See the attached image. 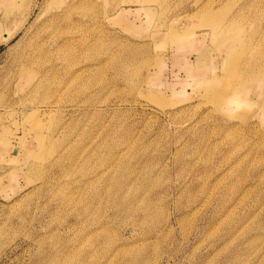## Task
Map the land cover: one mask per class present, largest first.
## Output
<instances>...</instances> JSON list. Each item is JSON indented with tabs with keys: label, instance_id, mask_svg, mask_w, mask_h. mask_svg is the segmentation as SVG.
<instances>
[{
	"label": "rangeland",
	"instance_id": "rangeland-1",
	"mask_svg": "<svg viewBox=\"0 0 264 264\" xmlns=\"http://www.w3.org/2000/svg\"><path fill=\"white\" fill-rule=\"evenodd\" d=\"M0 264H264V0H0Z\"/></svg>",
	"mask_w": 264,
	"mask_h": 264
},
{
	"label": "clouds",
	"instance_id": "clouds-1",
	"mask_svg": "<svg viewBox=\"0 0 264 264\" xmlns=\"http://www.w3.org/2000/svg\"><path fill=\"white\" fill-rule=\"evenodd\" d=\"M241 107H244V105L240 104L238 100H234L233 103L230 105L233 114L238 111Z\"/></svg>",
	"mask_w": 264,
	"mask_h": 264
},
{
	"label": "bare ground",
	"instance_id": "bare-ground-1",
	"mask_svg": "<svg viewBox=\"0 0 264 264\" xmlns=\"http://www.w3.org/2000/svg\"><path fill=\"white\" fill-rule=\"evenodd\" d=\"M143 1H144V0H143ZM47 44H48V43H47ZM45 46H47V45H45ZM42 48H43V47H42ZM28 62H30V60H27L25 63H28ZM237 64H238V62H237ZM235 67H238V66L236 65ZM235 67H232V68H234V70H233V75H234V73H235L234 71L236 70ZM233 75H232L231 77H233ZM235 75H236V74H235ZM236 76L238 77V75H236ZM234 78H235V77H234ZM234 78H232V81H235ZM238 78H239V77H238ZM232 81H231V82H232ZM236 81H237V80H236ZM238 81H239V80H238ZM222 86H224V85H222ZM212 96H213V95H212ZM220 100H221V97H218V96L213 98V101H214V102H219ZM217 104H218V103H217ZM220 104H221V103H219V105H220ZM230 104H231V103H230Z\"/></svg>",
	"mask_w": 264,
	"mask_h": 264
}]
</instances>
